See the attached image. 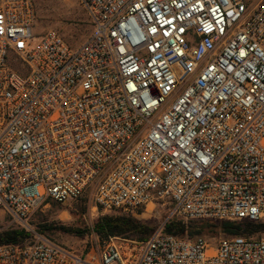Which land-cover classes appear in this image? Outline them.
Segmentation results:
<instances>
[{"label":"built area","instance_id":"2783aa9c","mask_svg":"<svg viewBox=\"0 0 264 264\" xmlns=\"http://www.w3.org/2000/svg\"><path fill=\"white\" fill-rule=\"evenodd\" d=\"M79 2L93 31L74 48L36 38L33 0H0V215L86 195L98 218L167 215L83 250L33 231L0 264H264V235L164 232L264 221V0Z\"/></svg>","mask_w":264,"mask_h":264},{"label":"rangeland","instance_id":"374dc122","mask_svg":"<svg viewBox=\"0 0 264 264\" xmlns=\"http://www.w3.org/2000/svg\"><path fill=\"white\" fill-rule=\"evenodd\" d=\"M37 11V21L34 33L37 39L49 32L59 34L69 45L74 48L81 46L92 34L93 26L87 10L79 0H33ZM89 196V195H88ZM89 197L87 195L78 202L66 205L55 204L50 208L35 213L31 219L21 225L9 215H0V231L10 228H25L28 231L44 229V236L66 247L77 250L102 246L106 239L100 238L93 231L94 224L99 219L91 215ZM167 215L163 206H150L139 210L136 217L149 228H154L162 223ZM264 223V221H260ZM219 223V222H218ZM43 235V234H42ZM263 232L253 235L261 237ZM142 235L134 240L142 241ZM213 245L228 235L216 231L214 235H202ZM31 240V238L29 239ZM146 240V239H145Z\"/></svg>","mask_w":264,"mask_h":264},{"label":"trees","instance_id":"16d2710c","mask_svg":"<svg viewBox=\"0 0 264 264\" xmlns=\"http://www.w3.org/2000/svg\"><path fill=\"white\" fill-rule=\"evenodd\" d=\"M160 226L161 223L154 228H149L133 215H124L120 212H115L99 218L94 224L93 231L102 239H108L109 237L135 239L139 235H142L143 237L141 239L147 240ZM43 230L41 229L38 233L45 235ZM217 230L228 235V237H253L257 233H264V223L246 220L219 223L203 221L183 223L181 221H172L164 227L166 234L186 239H194L202 235H214ZM32 237L33 234L25 228H10L0 231V246L24 243Z\"/></svg>","mask_w":264,"mask_h":264}]
</instances>
